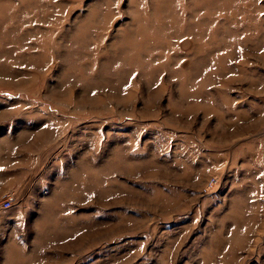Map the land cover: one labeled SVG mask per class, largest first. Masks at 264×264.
<instances>
[{"label":"rangeland","instance_id":"1","mask_svg":"<svg viewBox=\"0 0 264 264\" xmlns=\"http://www.w3.org/2000/svg\"><path fill=\"white\" fill-rule=\"evenodd\" d=\"M5 191L0 264H264V0H0Z\"/></svg>","mask_w":264,"mask_h":264},{"label":"built area","instance_id":"2","mask_svg":"<svg viewBox=\"0 0 264 264\" xmlns=\"http://www.w3.org/2000/svg\"><path fill=\"white\" fill-rule=\"evenodd\" d=\"M216 178L213 174H210L205 179V187L209 188L212 187L213 183L215 182ZM12 202V196L8 192H2L0 196V206L7 207Z\"/></svg>","mask_w":264,"mask_h":264}]
</instances>
